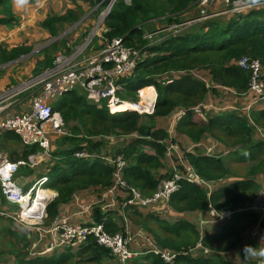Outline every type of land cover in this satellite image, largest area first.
<instances>
[{
  "label": "trees",
  "instance_id": "trees-1",
  "mask_svg": "<svg viewBox=\"0 0 264 264\" xmlns=\"http://www.w3.org/2000/svg\"><path fill=\"white\" fill-rule=\"evenodd\" d=\"M11 1L0 0V14L3 16L0 25L10 28L17 23L11 10ZM70 1L74 8L67 9L61 16H48L40 23V27L53 38L81 19L83 10L77 4L79 1L92 7L102 1L92 13L94 18L108 2ZM197 1L129 0L127 4L125 0H115L104 19L106 32L103 38L107 41L120 38L124 46L132 47L144 56L133 74L119 81L124 89L119 97L136 102L138 89L153 87L156 92L154 112L143 116L131 111L110 113L104 102H89L83 93L76 91L62 95L52 105V110L60 114L71 135L55 141V150H51L50 154L51 162L45 166L47 182L44 187L56 192V197L46 207L47 221H53L60 206L68 203L76 192L98 194L111 188L114 184L112 167L97 156L103 154L113 159L121 155L126 162L122 174L125 184L136 188L144 197H151L160 182L170 178L177 170L183 174L181 161L201 179L211 183L213 190L208 193L196 184L181 180L179 190L170 197L162 212L157 211V205L149 210L141 207L121 210L117 206L108 212L95 206L93 223H103L107 233H124L129 221V226L144 232L152 245L176 251L179 255L174 264H232L219 252L236 249L245 232L251 238L250 233L259 217L250 210V206L262 191L256 177L264 174V139H255L254 135L256 128L264 129V104H261L263 109H251L248 115L234 110L205 115V121L200 123L194 121L193 108L203 104L210 90L217 93L216 89L206 86L199 74L209 75L214 83L230 89L235 97L246 94L250 74L238 67L236 62L247 57L258 60L264 66V5L241 14H232L229 18L204 19L197 26L190 25L183 31L179 29V33L163 35L157 42L146 37V26L151 21L162 20L165 27L179 25L189 18L185 19L184 13L194 7ZM247 1L256 4L264 0ZM87 33L88 30L83 36ZM66 45L67 41L63 39L44 49L41 52L43 59L37 61L35 74L52 66L53 53L59 49L65 48L69 52ZM30 51L28 46L10 50L0 48V63L19 58ZM181 111H184L183 115L172 122L170 135L161 119L176 112L178 115ZM180 136L194 145L193 152L184 149L179 141ZM207 137L230 150L233 157L223 159L200 151L199 147L203 146ZM173 140L178 153L180 149L183 154L178 158L180 164L161 174L163 160ZM200 143L201 146L198 145ZM37 151L36 146H23L21 159L26 160ZM81 151L97 156L76 158L75 153ZM9 160L13 161V158ZM232 163H248L246 175L234 174L229 168ZM18 171L31 174L26 166L20 167ZM222 180L227 181L225 185L214 187ZM117 201L120 205L124 202L122 198ZM209 208L229 213V216L217 224L216 230L204 236H200L195 225L186 218L175 219L172 224L167 222V216L171 217L172 212L190 215L204 213ZM10 235L16 236V232H10ZM198 244L216 253L194 257L191 251ZM151 246L140 249L141 257L132 263L164 264L149 251ZM248 246L254 247L251 242ZM12 250L15 264H61L68 260L72 262V259V264H107L110 259L118 264L110 256L109 250L98 246L91 236L78 247L75 254L68 253L61 258L41 257L28 261L25 260L27 253L24 247ZM244 264L264 263L249 260Z\"/></svg>",
  "mask_w": 264,
  "mask_h": 264
},
{
  "label": "built area",
  "instance_id": "built-area-1",
  "mask_svg": "<svg viewBox=\"0 0 264 264\" xmlns=\"http://www.w3.org/2000/svg\"><path fill=\"white\" fill-rule=\"evenodd\" d=\"M114 2L115 0H108L105 8L95 18L91 37L96 36L98 39H103V47L97 56L93 58L84 56L86 55L85 49L91 42L87 39L83 45L76 48L72 53L68 55L57 54L51 67L22 80L16 87L3 95L14 97L32 92L30 95L35 96L29 113L5 115L0 119V134L11 132L17 136L23 146H36L38 151L29 155L25 161H19L15 164L8 162L0 152V191L6 201L18 207L13 222L21 227L35 229L39 235H46L52 249L79 247L85 244L87 238L91 236L98 246L109 250L110 256L118 264H133V260L138 258L141 252L129 250L131 239L126 225L124 233L119 232L111 235L105 231L103 223H89V225H86L84 223L58 221L59 212L57 217L49 222L47 221L46 207L54 200L56 195L54 193L49 194L44 189L47 178L38 179L26 192H23V188L13 180L18 166L27 165L29 168H33L42 160L46 161L47 158H51L53 138L59 139L71 135L60 114L52 110V106L48 103L49 98L62 96L70 91L80 89L87 101L95 104L104 102L110 113L121 111H131L138 115H151L153 113L155 97L151 100L144 96L142 91L145 90L137 91L138 99L136 102L125 101L118 96L123 91L119 81L130 77L138 62L144 56L138 50L124 46L120 38H114L110 41L103 38V34L106 32L104 19L110 12ZM125 3L129 4V0H125ZM215 4L222 6L221 13L232 15L247 12L255 7H262L264 1L253 4L247 0H198L195 6L199 14L190 21L202 22L207 19L209 9ZM97 8L98 6L94 10H97ZM170 28L174 32H178L180 29L178 25ZM236 65L250 74L248 90L244 96L242 95L239 98L245 104L242 111L248 115L251 109L256 110L261 107V104H264V66L258 60H250L247 57L240 58ZM119 108H122V110H117ZM207 109L208 107L204 108L203 105H199L193 108V112L205 121L204 111ZM183 113L184 111H181L175 119H179ZM47 125L48 129H46ZM171 152H178V147L175 144L169 145L167 155ZM96 156L85 151L75 153V157L79 159L94 158ZM97 157L110 165L113 170L112 179L114 184L104 192L102 197L114 198L116 197L113 195L114 193H120L124 200L122 205L114 201L107 202L105 206L102 204V210L110 211L117 206L121 207L122 210L126 207L145 208L157 205L159 208L157 211L162 212L170 197L179 190L181 180L203 187L207 192L212 189L211 183L202 180L190 166L183 164L181 161L183 174L174 172L170 178L160 182L156 192L151 197H144L136 188L127 187L125 184L122 174L126 162L121 155L113 159L103 154ZM126 190H129V192L127 193ZM260 209L264 212V205ZM226 216V214L217 213L219 220L224 219ZM199 222L200 225L207 223L205 220ZM251 235L253 237L259 235L260 240H264V228L253 230ZM38 243L37 241L32 244L31 255ZM198 246L201 245L198 244ZM149 251L158 256L164 264H174L179 255L176 251L157 248L155 245H152Z\"/></svg>",
  "mask_w": 264,
  "mask_h": 264
},
{
  "label": "crops",
  "instance_id": "crops-1",
  "mask_svg": "<svg viewBox=\"0 0 264 264\" xmlns=\"http://www.w3.org/2000/svg\"><path fill=\"white\" fill-rule=\"evenodd\" d=\"M59 1L61 2V6L56 4ZM101 3L102 1H100L96 6L93 7V9H91L85 15V12H87L86 10L87 4L82 1H79L77 4L80 5L83 10V15L81 16V19L77 23L72 25L71 27L68 26L57 37L62 36L61 38H63L69 32L70 29L74 28L76 30L74 38L82 40L84 38L83 34L85 33V31L89 30V27L87 28V24L85 23L86 22L85 19L87 18L91 19L92 13L96 11L94 10L95 7L97 6L99 7ZM74 7L75 6L72 4L70 0H26V3H17L16 0L11 1V10H12L13 16L15 17L17 23L15 26L11 28L5 25H0V48L10 50V49L18 48L21 46H28L31 48V51L19 58L12 59L5 63H0V119H2L5 115H12V114L14 115V114H17L15 113L16 111L18 112L20 111L19 108L17 109L14 108V106L17 105L18 103H14L12 106L10 105V103H5V99H3V95L5 94V92L16 87L22 81V80L20 81V79L25 80L31 77L32 75H34L36 72L37 61H41L43 59L41 52L47 47H49L50 45H52L53 43L58 42L61 39L60 38L59 40L54 41L57 38L56 37L54 40H52L48 44H43L36 48L34 44H36L38 41L53 38L50 36V34L47 31L43 30L40 27V23L48 16H52V15L61 16L66 12L67 9L74 8ZM193 8L196 9L197 7L194 5V7H192L187 12H185L188 17L192 14ZM221 8L222 6L219 4H215L214 6H212L213 11H216ZM220 14L223 15L225 18H229L231 16V14H225V13H220ZM83 16L84 18H82ZM2 18L3 16L0 14V19ZM158 21H162V20H158ZM163 26H165V24ZM80 31H83L81 35H80ZM152 35L153 33L151 34V36ZM159 40H161L160 35L159 37H157V39H154V41L156 42ZM85 52H86V49H85ZM99 52L91 53V54L85 53L86 55L84 56L86 58H93L97 56ZM55 53H53V55ZM24 61L27 63L20 65V63ZM12 68H15L13 75L11 74V71L13 70ZM26 74H28V76H26ZM16 82H18L17 85L14 84ZM6 87H8V90L6 89L7 91H5ZM151 92H154L153 88L151 89ZM30 94H32V92L23 94L20 96V98L28 97ZM10 97H13V96H9L7 99H9ZM178 111L179 110H177V112ZM177 112L174 113L173 115H169L166 118L161 119V121H163L166 124L168 133L170 135H171L170 130H171L172 122L173 120H175V117L177 116ZM14 136L15 135H13L11 132H2V134H0V152L4 156V158L10 162H16V161L22 160L21 154L23 152V146L20 143V140L17 139L16 136H15L16 138H13ZM179 138H180L179 141L182 143V146L184 147L185 150L189 151V149L191 150L194 147V145L191 144L185 137L180 136ZM57 139L58 138H53V142L51 145L52 151L55 150V141ZM198 145L201 146L202 144L200 143ZM223 150L225 153H227L226 148L223 147ZM208 151L209 152L214 151V146H210L208 148ZM172 153L179 154L178 152H172ZM166 154L168 153L166 152ZM10 157L13 158V161L9 160ZM46 164L47 162L42 160L33 169L27 167L31 171L30 175H27L24 172L19 173L18 171V173L15 176L16 183L19 186H21L23 189L29 187L35 180L46 176L45 175ZM22 169L23 168H21L20 171H22ZM160 173L163 174L164 170L162 169ZM259 178H262V179H259ZM256 179H257L256 180L257 183L260 184L262 187L261 189L262 190L261 193H262L264 190V174L257 176ZM223 182H227V181L223 180ZM47 191L49 194L54 193L56 195V192L53 190H47ZM103 193L104 191L96 195L102 196ZM261 193L259 196H257L254 199L253 203L250 206V210H253L259 217L258 222L253 226V228L254 227L264 228V212L261 211L260 209L264 205V199L261 196ZM89 194L90 193H86V195H89ZM92 196H95V195H92ZM116 197L122 198L120 193H117ZM118 199L120 198H117V200ZM4 201L5 200L0 195V217L1 219L3 217L6 218L5 220L7 222H9L8 220H11L13 222V218L16 216L18 210L14 205L10 204L7 201L5 202ZM86 204H87V201L80 203L78 196L74 194L68 203H65L60 206L59 215H58L57 220L62 221L64 223H84V224L93 223L94 221L93 220V210L91 212H88L87 208L91 206L92 208L93 206H98V208L102 210V205L91 203L86 206ZM83 206H85L84 209H83ZM145 208L149 210V208H152V207H145ZM154 210L155 209L153 208V211ZM104 212H108V211H104ZM170 215L173 219H175V217H178V218L182 217L181 214L175 213V212H172ZM191 217L192 218L197 217L196 222L200 220H210L211 222H214L216 224L220 223V221L217 219V212L214 211L212 208H209L204 213L202 212L192 213ZM9 224L11 226L10 222ZM10 226H6L7 229L9 230H7L6 228L0 227V234H1V231H4L8 237H12L14 239L12 240L17 242V245L15 246L16 249L24 247V252L27 253L26 260L29 261L35 258H41V257L51 258L52 257L55 251L50 247L49 239L46 235H39L37 234L35 229L28 228V227H21V226L15 225V223H14L15 228L11 229ZM126 226L130 234V239H131L130 241L131 248L129 247V250L139 252L140 249L142 250L147 245L148 246L152 245L150 238L144 232L136 228L133 229L132 227L129 226V221H127ZM10 232H13V233L16 232V236H11ZM37 241L39 243L37 244V247L35 248V256L30 257L28 255V250L31 244ZM68 248L70 249L68 250L67 253L75 254V252L78 250V247H65L63 249L65 250ZM13 251L14 250L12 249L11 250L8 249L5 251V253H3L0 248V264H15ZM73 261L74 260L72 259V263Z\"/></svg>",
  "mask_w": 264,
  "mask_h": 264
},
{
  "label": "rangeland",
  "instance_id": "rangeland-1",
  "mask_svg": "<svg viewBox=\"0 0 264 264\" xmlns=\"http://www.w3.org/2000/svg\"><path fill=\"white\" fill-rule=\"evenodd\" d=\"M56 4L61 6V2L60 1L58 3H56ZM91 9H93V7L87 4V7H86L87 12H85V15ZM221 10H222V8L218 9L216 11H213V9L211 7L209 9V11H208V15H209L208 18L209 19L215 18V17L216 18H218V17L219 18H223V15L220 14ZM196 11L199 14L198 9L197 8L196 9L193 8L192 9V14L189 16V18H188L186 13L184 14V18L185 19L188 18V19L185 20L183 23L178 25V27L181 30L186 28L187 26H190V25L197 26L198 23H201V22H198V21H190L191 19H193V18H195L197 16V12ZM84 16L82 18H84ZM188 20H189V22H186ZM85 21H86L85 23L87 24V28L89 27V30H88V33L84 36V38L82 40L75 39L74 35L76 33V30L74 28L70 29L69 32L63 38H61L58 41V42H60L61 40L65 39L67 41V45L66 46H67V48L70 49V51L67 52L65 48H61L54 54V58L57 56V54L68 55V54L72 53L76 48H78L81 45H83L86 42L87 39L91 40V42L88 45V47L86 48V52H85L86 54L98 53L102 49L103 39L102 38L98 39L96 36L95 37H91V31H92V29L94 27V24H95V18L93 16H91V19L87 18V19H85ZM162 24L164 25L165 23L163 21H158V20L151 21V23H149L146 26V28L148 29L146 31V33H147L146 37L149 40L153 41L154 39H157V37H159V35L161 37H163V35H168L170 33H176V32H174V30H171L170 27H165ZM82 32L83 31H80V35L82 34ZM152 33H153V35L151 36ZM178 33H179V31H178ZM54 39L55 38H50V39L38 41L36 44H34V46L37 48V47H39V46H41L43 44H48L49 42H51ZM25 63H27V62H25V61L21 62L20 65L21 64H25ZM12 69L13 70L11 71V74L13 75L15 68H12ZM26 76H28V74H26ZM199 76H201L205 80L207 87H209L210 89H216V91H217V93H213L210 90L208 92L207 96H206L205 101L202 104L204 106V108L208 107V109L206 111H204L206 117L208 115H210V114H214L215 115V114H218L220 112L230 111V110L243 112L242 108L245 106L243 101L239 100V98H237V97H234L233 94L230 93V92L223 91V89H218L217 88L218 85L213 82V80L211 79V77H209V75L199 74ZM21 80H23V79H20V81ZM17 83L18 82L14 83V84L17 85ZM6 89L8 90V87L5 88V91H7ZM75 91L77 93H79V94L83 93L80 89H77ZM27 93L28 92L23 93V94H27ZM23 94H20L18 96H14V97H10L9 99H7L9 97V95L3 96V99H5V103H10L11 106L14 103H18L17 105L14 106V108L15 109L19 108L20 111L19 112L16 111L15 113H17V114H14V115L25 114V113H29L31 111L32 101H33L35 96L29 95L28 97H25V98L21 97L20 98V96L23 95ZM60 97L61 96H55V97L49 98L48 103L50 105H53L55 102L60 100L59 99ZM194 121L200 123V122H202V119H200V117L195 115L194 116ZM46 129H48V125L46 126ZM263 137H264V129L256 128L254 138L255 139H264ZM174 143H175V141L173 140L172 144H174ZM210 146H214V151H211V152L208 151V148ZM199 150L202 151V152H205L207 154H210V155L220 156L223 159H228L230 157H233L231 155L230 150H227V153H225L224 150H223V146H221L218 142L212 140L209 137L206 138L205 143L203 144V146L199 147ZM189 151L193 152V149H191V150L189 149ZM179 153H180V155L177 154V153H172V152L169 155H167V154L165 155V158L163 160V162H164L163 170L164 171L171 169L172 166H177V165L180 164V161H178V158H181L182 155H183L181 153L180 149H179ZM49 160L50 159L47 158L46 162L48 163ZM176 161H178L179 163H177ZM182 162H184V161H182ZM247 165L249 166L248 163H232L229 166V168L234 174L239 175V176H244L248 172ZM176 172L180 173L179 170H177ZM259 179H262V178H259ZM225 184L226 183L223 182V180H222L219 183H217L214 187L223 186ZM27 188H24L23 190H26ZM263 192H264V190H263ZM0 195H1V193H0ZM75 195L78 196L80 203H83V202L87 201L86 206L88 204H91V203L98 204V205H102L103 204L105 206V205H107V202L114 201L115 203H119L117 201V198L121 199V197H114V198H112V197L110 198L109 197L108 199H106V198H103L102 196H97L96 194L86 195V193L83 192V191L76 192ZM92 195H95V196H92ZM113 195L116 196L117 194L114 193ZM94 207L95 206H93V208H92V206L88 207L87 208L88 212H91L92 210H94ZM84 208H85V206H83V209ZM84 212H85V210H84ZM191 215L192 214H190V215H188V214L183 215L182 214V218H186L187 220L191 221L195 225V227L197 228V230L200 232L201 235L204 236L207 233H210V232L216 230V227L218 226L216 223L211 222L210 220H206L207 223L205 225H199L198 224L199 221L196 222L197 217L192 218ZM3 218L0 219V221H1L0 222V227L5 228L6 226H10L9 222H7L5 220L6 218H4V219ZM175 219H178V217H175ZM175 219H173L172 217H168L167 216V220H168L167 222H169L170 224H172V222ZM10 227H11V229L15 228L13 222L11 223ZM255 229L256 230H259V229L261 230L262 228L254 227L252 229V231L255 230ZM252 231H251V233H252ZM251 233H250V237H251L250 239L248 238V235H246L247 232H245L243 234L242 241L240 242V244L238 245V247L236 249H234L232 251H228V252H219V255L222 256L224 259L231 261L232 264H244L246 261H249V260H259V261L264 263V258H261V257H258V256L257 257H252V256L244 255L243 249H244L245 246H248L249 242H251V244L254 246L252 248L256 249L257 251H259L261 248H264V240H260V236L259 235H257L256 237H253L251 235ZM12 239L13 238L12 237H8L7 234L4 231H1V234H0V248H1L3 253H5V251L8 250V249L9 250L16 249L15 246L17 245V243L15 241H13L14 239L13 240ZM32 247H33V245L31 244V246H30V248L28 250L29 254H30V250H31ZM129 247L131 248V245ZM69 249L70 248L64 250L62 247L54 248L53 250L55 252L53 253L51 258H61V256L65 255V254H68L67 252H68ZM213 253H216V252L210 251V249L204 248L202 246H198V247L196 246L191 251V255L194 256V257H197L199 255H205V256L209 255L210 256ZM32 256H35V250L33 251ZM76 259H77V257H76ZM25 260H26V257H25ZM110 263L111 264H115L112 261V259H110ZM110 263H107V264H110ZM61 264H72V262L70 260H68V261H63Z\"/></svg>",
  "mask_w": 264,
  "mask_h": 264
},
{
  "label": "clouds",
  "instance_id": "clouds-1",
  "mask_svg": "<svg viewBox=\"0 0 264 264\" xmlns=\"http://www.w3.org/2000/svg\"><path fill=\"white\" fill-rule=\"evenodd\" d=\"M16 2L17 3H26V0H16ZM122 85V84H121ZM122 88H123V86H122ZM147 88H149V87H145V88H142V89H138V90H146ZM218 89H223V91H226V92H230V93H232L231 92V90L230 89H225V88H222L221 86H218L217 87ZM137 90V91H138ZM123 91H124V89H123ZM122 91V92H123ZM137 91H136V93H137ZM153 91H154V94H155V100H156V92H155V90H154V88H153ZM122 92L121 93H119V94H122ZM119 94H118V96H119ZM234 96V95H233ZM136 97H137V94H136ZM235 97V96H234ZM237 98H240V97H237ZM122 99V98H121ZM137 99H138V97H137ZM136 99V100H137ZM122 100H124V99H122ZM125 101H127V100H125ZM52 106V105H51ZM154 106H155V104H154ZM258 109H263L262 107H260V108H258ZM257 110V109H256ZM231 111V110H230ZM235 111V110H234ZM122 112V111H121ZM154 112V111H153ZM115 113H118V112H115ZM137 114V113H136ZM153 114V113H152ZM151 114V115H152ZM138 115V114H137ZM140 116H143V115H140ZM178 116V115H177ZM17 137V136H16ZM21 143V142H20ZM23 146V145H22ZM34 154V153H33ZM31 155V154H30ZM19 161H25V160H19ZM19 161H16V162H10V161H8V162H10V163H13V164H15V163H17V162H19ZM50 162V161H49ZM22 166H26V167H28L27 165H21V166H18V169H17V171H16V173L14 174V176H13V180L15 181V176H16V174H17V172H18V170H19V168L20 167H22ZM37 166V165H36ZM34 168V167H33ZM32 168V169H33ZM44 177H46V176H44ZM47 178V177H46ZM40 179V178H39ZM38 180V179H37ZM37 180H35V181H37ZM203 180V179H202ZM34 181V182H35ZM16 182V181H15ZM34 182L32 183V184H34ZM206 182V181H205ZM209 183V182H208ZM31 184V185H32ZM31 185L26 189V190H23V192H26L30 187H31ZM203 188V187H202ZM44 189H46V190H51V189H48V188H46V187H44ZM204 190H206L205 188H203ZM212 190H213V188L211 189V191L210 192H212ZM206 192H207V190H206ZM210 192H208V193H210ZM0 193H1V191H0ZM263 193L264 192H262L261 193V196L263 197ZM1 196H2V194H1ZM3 197V196H2ZM3 199L6 201V199L3 197ZM8 202V201H7ZM11 204V203H10ZM13 205V204H12ZM14 206H16V205H14ZM16 208H17V210H18V207L16 206ZM218 214H226L227 216L224 218V219H226L228 216H229V213H224V212H217ZM218 219V218H217ZM224 219H222V220H224ZM219 220V219H218ZM201 221V220H200ZM206 221V220H205ZM219 221H221V220H219ZM200 223V222H199ZM198 223V224H199ZM200 225V224H199ZM200 233V232H199ZM200 236H203V235H201L200 234ZM164 249H167V248H164ZM171 250V249H170ZM29 252V251H28ZM243 252H244V255H246V256H252V257H261V258H264V248H261L259 251H257L256 249H254V248H252L251 246H245L244 247V249H243ZM29 256L30 257H33L31 254H29Z\"/></svg>",
  "mask_w": 264,
  "mask_h": 264
},
{
  "label": "bare ground",
  "instance_id": "bare-ground-1",
  "mask_svg": "<svg viewBox=\"0 0 264 264\" xmlns=\"http://www.w3.org/2000/svg\"><path fill=\"white\" fill-rule=\"evenodd\" d=\"M153 87H149V88H147L145 91H142V94L144 95V96H146L147 98H149V99H151V100H153L154 99V97H155V94H154V92H151V89H152ZM117 110H122V108H119V109H117Z\"/></svg>",
  "mask_w": 264,
  "mask_h": 264
},
{
  "label": "water",
  "instance_id": "water-1",
  "mask_svg": "<svg viewBox=\"0 0 264 264\" xmlns=\"http://www.w3.org/2000/svg\"><path fill=\"white\" fill-rule=\"evenodd\" d=\"M64 34H65V33H64ZM64 34H62V35H64ZM61 37H62V36L57 37L54 41L59 40Z\"/></svg>",
  "mask_w": 264,
  "mask_h": 264
}]
</instances>
